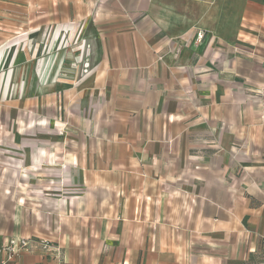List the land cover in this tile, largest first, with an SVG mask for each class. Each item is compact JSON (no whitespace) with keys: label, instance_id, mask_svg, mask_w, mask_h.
Returning a JSON list of instances; mask_svg holds the SVG:
<instances>
[{"label":"crops","instance_id":"0c3cea01","mask_svg":"<svg viewBox=\"0 0 264 264\" xmlns=\"http://www.w3.org/2000/svg\"><path fill=\"white\" fill-rule=\"evenodd\" d=\"M0 2L93 27L81 88L97 112L84 162L37 161L39 133L22 140L21 176L0 178V242L36 246L7 264H264V0ZM125 72L134 110L115 103Z\"/></svg>","mask_w":264,"mask_h":264},{"label":"rangeland","instance_id":"374dc122","mask_svg":"<svg viewBox=\"0 0 264 264\" xmlns=\"http://www.w3.org/2000/svg\"><path fill=\"white\" fill-rule=\"evenodd\" d=\"M4 4L0 2L2 8ZM37 15L29 6L15 14L0 12V178L21 176L18 167L31 157L22 140L31 142L32 133H39L33 140L46 157L49 141L53 146L47 133L57 135L49 160L40 155L37 161L72 164L84 162L78 151L82 131L97 130L95 122L90 121L97 113L95 96L81 88L82 79L90 71L93 27L79 19L52 25ZM118 75L127 83H120L124 94L117 96L115 103L134 110L139 101L135 96L139 75ZM103 76L110 78L108 82L116 79L109 74ZM205 84L207 88L211 82ZM34 169L46 172L40 165ZM31 172L26 168L22 171L25 178L32 176Z\"/></svg>","mask_w":264,"mask_h":264},{"label":"built area","instance_id":"2783aa9c","mask_svg":"<svg viewBox=\"0 0 264 264\" xmlns=\"http://www.w3.org/2000/svg\"><path fill=\"white\" fill-rule=\"evenodd\" d=\"M202 32H198V37H201ZM42 248L45 251L52 252V255L58 257L59 249L53 247L45 239L40 241ZM36 243L32 239H25L22 237H9L7 241L0 242V264H7V262L12 261L19 251L25 247H35ZM54 256V257H55Z\"/></svg>","mask_w":264,"mask_h":264}]
</instances>
